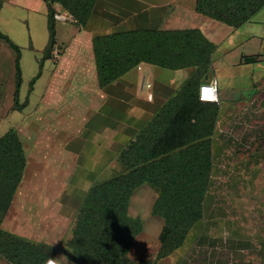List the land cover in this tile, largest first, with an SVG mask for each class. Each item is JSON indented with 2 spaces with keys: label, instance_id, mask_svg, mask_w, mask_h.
I'll use <instances>...</instances> for the list:
<instances>
[{
  "label": "crops",
  "instance_id": "1",
  "mask_svg": "<svg viewBox=\"0 0 264 264\" xmlns=\"http://www.w3.org/2000/svg\"><path fill=\"white\" fill-rule=\"evenodd\" d=\"M195 6L196 0H96L86 25L77 24L66 42L55 37L57 46L49 52L52 64L47 66L46 84L35 112L25 116L34 118H23L13 128L26 155L14 196L28 192L35 197L33 204L46 205L60 219H70L71 234L74 217L89 188L119 172L120 151L195 71V66L170 69L141 62L100 88L93 37L122 30L198 28L215 45L199 84L216 79L222 83L211 134V182L222 171V162L231 164L230 174L239 176L243 171H234L235 166L262 158L264 6L236 28L198 12ZM14 87L13 81V91ZM22 103L17 109L28 104V97ZM12 106L13 102L9 110ZM43 195L48 197L44 202L40 198ZM214 205V193L209 191L205 216ZM203 229L204 220L197 241L206 239ZM220 260L217 254L212 264ZM176 264L190 263L184 258Z\"/></svg>",
  "mask_w": 264,
  "mask_h": 264
},
{
  "label": "trees",
  "instance_id": "2",
  "mask_svg": "<svg viewBox=\"0 0 264 264\" xmlns=\"http://www.w3.org/2000/svg\"><path fill=\"white\" fill-rule=\"evenodd\" d=\"M44 1L49 39L42 58H47L55 43L53 15L57 6L71 14L76 24L84 26L96 0ZM263 6L264 0H196L195 8L236 28ZM0 38L15 51L12 108H20L24 105L18 102L20 49L2 31ZM214 48L198 28H141L94 35L100 88L141 62L170 69L195 66V71L120 151L119 172L91 186L83 197L62 249L70 264H156V258L168 256L191 230L202 224L211 187V134L218 103L201 101L198 88ZM25 166L22 141L10 128L0 135V255L9 264H44L55 254L48 243L1 227ZM143 184L156 192L151 212L162 219V227L156 258L133 259L129 249L143 229V220L129 214V204L134 190Z\"/></svg>",
  "mask_w": 264,
  "mask_h": 264
},
{
  "label": "rangeland",
  "instance_id": "3",
  "mask_svg": "<svg viewBox=\"0 0 264 264\" xmlns=\"http://www.w3.org/2000/svg\"><path fill=\"white\" fill-rule=\"evenodd\" d=\"M0 1V31L20 49L19 103L28 97V104L24 108L9 110L8 107L13 102L15 51L0 38L2 135L16 127L23 118L27 119V114L35 112L37 98L49 75L47 66L52 64V60L48 57L42 58L49 39L44 0ZM58 8L60 7L57 6ZM76 25L72 20H55L56 40L66 42L68 36L77 28ZM54 45L57 46L55 43ZM28 118L32 120L34 117L30 115ZM260 151L263 155L258 162L253 163L250 160L248 164L234 167V171L237 168L243 171L239 176L234 175V172L230 174L233 166L227 161L220 164L222 171L213 176L209 190L214 193L215 205L210 212L206 211L203 229L206 239H196L201 224L188 233L179 248L163 258H156L162 219L151 212L156 192L148 186H140L134 190L129 214L143 220V229L135 236L129 255L133 259L155 257L156 264H176L184 258L190 264H198L199 261L212 264L217 254L221 259L217 264H264V148ZM25 182L28 179H24ZM247 189L249 193L246 192ZM24 194L17 193L14 196L1 227L30 240L48 243L55 250L54 258L62 264H70L63 256L62 249L66 239L70 237L71 220L60 219L57 212L49 211L46 205L33 204L35 197L28 195V192ZM40 198L44 202L48 197L43 195ZM216 237L219 239L214 240ZM0 264L9 262L0 255Z\"/></svg>",
  "mask_w": 264,
  "mask_h": 264
},
{
  "label": "clouds",
  "instance_id": "4",
  "mask_svg": "<svg viewBox=\"0 0 264 264\" xmlns=\"http://www.w3.org/2000/svg\"><path fill=\"white\" fill-rule=\"evenodd\" d=\"M201 87L204 90V92L207 93V95L201 96L203 102L206 103L219 102V96L217 95V92L222 88V83L219 79L213 80L210 85H202ZM48 264H55V262L50 259Z\"/></svg>",
  "mask_w": 264,
  "mask_h": 264
},
{
  "label": "built area",
  "instance_id": "5",
  "mask_svg": "<svg viewBox=\"0 0 264 264\" xmlns=\"http://www.w3.org/2000/svg\"><path fill=\"white\" fill-rule=\"evenodd\" d=\"M54 19L55 20H62V21H66V20H72V15L69 14L68 12L64 11V10H61V9H57L55 12H54ZM213 80L209 81V82H203L199 85V88H198V98L202 101L201 99V96L202 95H207L206 92H204V90L202 89V85H210L212 83ZM217 95L219 96L218 92H217ZM53 260L55 262V264H60L57 260H55L54 258H49L45 261L44 264H48L49 260Z\"/></svg>",
  "mask_w": 264,
  "mask_h": 264
}]
</instances>
